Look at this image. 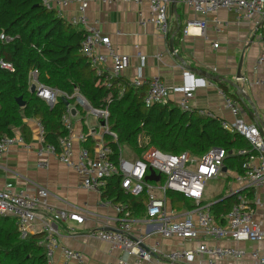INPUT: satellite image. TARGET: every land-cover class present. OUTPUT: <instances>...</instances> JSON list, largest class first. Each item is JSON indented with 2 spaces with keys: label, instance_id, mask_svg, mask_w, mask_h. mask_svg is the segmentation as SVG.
I'll return each instance as SVG.
<instances>
[{
  "label": "built area",
  "instance_id": "built-area-1",
  "mask_svg": "<svg viewBox=\"0 0 264 264\" xmlns=\"http://www.w3.org/2000/svg\"><path fill=\"white\" fill-rule=\"evenodd\" d=\"M94 1L113 3L115 0H43L47 8H55L60 16L65 17L70 23L85 30L82 40V52L88 58L96 74L104 78L106 87H113L115 77L122 76L130 65L128 55L120 53L114 46L111 37L105 34L100 27L92 24L87 10ZM125 3H141L143 0H121ZM150 4V15L147 23L153 24L158 33L168 38L170 33L169 8L172 0H147ZM185 6L191 8L197 14L207 16L216 13L221 8H226L236 14L238 21L252 20L261 27V40L263 49L258 56L254 70L264 69V0H182ZM76 3L77 14L69 16L67 8ZM215 28L227 26L228 21L214 19ZM197 26L202 32L207 26L206 19H195L187 23L184 34L187 35L189 27ZM3 41H11L13 37L2 33ZM217 47L218 43H214ZM140 57L141 67L136 75L128 79L125 86L121 87L123 94L127 87L144 89L143 101L147 106L154 104H169L172 102L171 89L159 76H147L142 72L146 63V55L137 52ZM0 66L10 71H15L12 63L0 60ZM38 69H32L29 74L30 90L35 85V93L44 99L49 105L54 106L59 96L74 98L63 115V125L68 134L59 139L58 144L45 141V128L41 120H37L40 131L41 144L37 149L39 158L38 165H47L46 154L54 155L60 162L83 175L82 186L85 189L97 191L102 195V188L112 176L121 177L122 187L129 193L137 195L147 192L145 201L146 215L151 219L158 220L156 232L165 239H177L186 242L183 247L171 250H163L159 243L148 246L146 239L148 233L141 228L134 227L132 210L128 203L114 202L104 199L102 204L111 207L116 213V228H100L90 233L91 237L108 242L127 254L133 256V263L126 256H119L109 264H220L224 260H242L248 251L236 245L240 242L264 243V221L255 220V209L249 204L246 190L264 187V135L255 122H249L243 117L240 102L233 96L220 90L224 98V106L235 116L234 121L222 120V126L237 132L247 139L250 148H241L234 152L244 157L243 173H237L236 181L239 184L240 193L238 201L230 211L223 216V221L217 219L212 211V204L205 197L207 182L218 179L223 175L227 151L222 147H212L202 156H193L185 151L179 154L165 152L156 147L146 150L143 157L127 158L121 156L118 162L111 158L112 148L103 143L95 154H92L86 146H75L87 141L84 133L74 134L72 122V108L76 104L83 109H89L101 120V126L106 133L117 139V134L110 129L108 124L109 108H94L89 101L77 90L71 96L58 89L51 88L38 79ZM212 81L195 74L190 70L184 71L183 83L175 90L181 93L177 105L184 111L197 110L199 114L215 117L216 114L208 108H193L191 99L198 88L206 87ZM256 84H264V79L258 77ZM112 94L107 97L111 102ZM264 122V117H262ZM104 121L105 125H102ZM21 145L30 148L25 136L15 131L13 135L0 137V158H2L12 146ZM150 167L161 175L159 181H147L146 176L150 173ZM183 193L187 198L195 202L192 209H184L176 215L167 209V191ZM245 191V192H244ZM50 192L46 187L38 186L35 189L20 188L17 190L0 189V216H11L16 219L18 229L23 236L28 234L29 228L38 218L39 213L44 214L43 231L44 237L39 244L45 248V262L43 264H88L85 253L62 245L59 233L53 227L55 221L67 219L79 223L84 221V216L79 213H69L57 210L49 202ZM264 206V199L255 201V204ZM48 216L50 219H48ZM53 218V219H52ZM223 240L230 243L222 244ZM198 241V246L192 244ZM250 255L255 264H264V255L259 248H253ZM203 257L206 263L198 262Z\"/></svg>",
  "mask_w": 264,
  "mask_h": 264
},
{
  "label": "crops",
  "instance_id": "crops-1",
  "mask_svg": "<svg viewBox=\"0 0 264 264\" xmlns=\"http://www.w3.org/2000/svg\"><path fill=\"white\" fill-rule=\"evenodd\" d=\"M77 10L78 5L74 3L67 8V13L71 16L77 14ZM87 14L92 24L100 27L105 34L111 37L113 46L120 53L129 56L130 65L122 74L127 80L136 75L142 65L137 54L138 51H141L147 57L142 72L147 76L159 75L171 89L172 102L177 104L181 93L175 89L182 85L184 71L188 69L170 51L169 40L180 27L174 38V47L186 63L239 83L255 103L259 114L264 117V84L255 83L258 77L264 79V69L261 67L258 72L254 70L255 62L263 49L262 29L254 21L246 19L238 21L236 14L226 8L203 16L185 6L182 0H178L176 9L170 5V33L168 38H164L153 24L146 22L150 15V4L147 0H143L141 3H125L121 0H115L113 3L94 1L90 4ZM215 18L228 21V25L217 30ZM195 19H206L205 31L202 32L199 27L194 25L189 27V32L185 35L184 28L187 23ZM214 43H218V46L215 47ZM241 61L243 77L239 78L237 71ZM194 73L205 77L200 73ZM222 83L227 84V90L220 88L218 82L214 81L206 87L198 88L190 102L192 107L208 108L216 116L234 121L235 116L224 106V98L220 92V90H224L240 102L242 107L240 117L254 122V118L249 113L251 109L237 95L238 90L226 82ZM81 109L83 108L76 107V114H73L72 117L74 134L78 136V134L84 133L87 140L89 137L92 149L88 148L92 154H95L103 143H107L106 132L98 117V123L91 127L87 120V110L83 109L86 111L83 115ZM37 120V118L28 120L29 137L24 135L31 147L24 148L16 144L0 158V189L46 187L50 192L48 200L57 210L79 213L84 216L82 223L71 219L55 221L52 218L53 227L58 231L62 245L83 251L88 264H109L119 256H126L133 263V256L108 242L90 236V233L96 229L116 228L118 223L115 211L101 203L104 200L102 195L82 186L83 175L69 168L51 154L45 156L46 166L38 165L37 149L41 144V139ZM81 145L87 147L88 141L87 143L86 141L81 143L75 141L76 147ZM128 157L135 158L137 155L129 152ZM224 167H226V171H223L220 178L225 180V184L221 191L217 194L212 192L206 197L211 204L240 190L236 181V175L239 172L228 168L226 163ZM262 199H264V187L258 188L255 192V201ZM252 206L256 211L255 220L264 221V206H259L257 203ZM167 209L169 212H175L176 215L182 214L172 206L170 199H168ZM132 214L135 229L141 228L148 233L146 239L148 246L159 243L161 248L167 251L183 247L186 244L182 240L165 239L157 233L158 220L149 218L146 215V210L140 213L132 212ZM48 219H50L49 216ZM44 221V214L39 213L28 233L43 231ZM226 243L230 242L222 241V244ZM198 244V241H195L192 246L195 247ZM236 245L246 249L247 256L242 260H224L220 264H255V260L250 255L253 248H259L264 255V243L246 241L236 243ZM198 262L206 263L207 258L203 257Z\"/></svg>",
  "mask_w": 264,
  "mask_h": 264
},
{
  "label": "trees",
  "instance_id": "trees-1",
  "mask_svg": "<svg viewBox=\"0 0 264 264\" xmlns=\"http://www.w3.org/2000/svg\"><path fill=\"white\" fill-rule=\"evenodd\" d=\"M2 33L13 39L6 42L0 38V60L12 63L15 71L0 66V137L13 135L16 130L28 136L27 122L33 118L43 122L48 143L58 144L59 139L68 134L63 125L67 109L63 96L51 106L30 90V71L38 69L41 83L70 96L78 90L94 108L108 106V124L117 139L109 133L105 138L115 162L124 145L137 157H143L150 147L202 156L217 146L227 151L228 168L244 172V157L234 152L250 148L247 139L225 129L223 119L218 116L201 115L197 110L184 111L173 102L147 106L143 101L144 89L127 87L120 94L121 87L128 82L124 76L115 77L111 89L106 87L104 78L96 74L82 52L85 30L60 16L55 8H47L43 0H0V35ZM218 84L228 89L227 84ZM109 94H112L111 102L106 101ZM20 96L26 103L23 107L17 101ZM68 100L75 103L74 98ZM81 112L86 113L83 109ZM87 141V147L91 148L89 137ZM245 193L249 204L255 205V191L248 189ZM166 194L178 211L195 207V202L183 193L168 190ZM102 197L128 203L132 212L140 213L146 210L148 195L146 191L137 195L127 192L121 185V177L115 175L102 188ZM237 201L238 194H235L212 203L216 218L223 221L222 215ZM44 235L45 232L40 231L23 236L15 218L0 216V264H43L45 248L39 241Z\"/></svg>",
  "mask_w": 264,
  "mask_h": 264
},
{
  "label": "water",
  "instance_id": "water-1",
  "mask_svg": "<svg viewBox=\"0 0 264 264\" xmlns=\"http://www.w3.org/2000/svg\"><path fill=\"white\" fill-rule=\"evenodd\" d=\"M177 3H178V0H172L171 2V7L172 8H175L176 9V6H177ZM180 30V27H178L177 31L174 32L171 37H170V40H169V49L172 53H174L175 57L178 58L180 60V62L182 63V65L186 66L188 70L190 71H194V72H197V73H200L202 75H204L205 77H207L208 79L214 81V82H226L230 85H232L233 87H235L238 91H237V95L240 96L244 101L245 103L248 105V107L251 109L249 111V113L251 114V116L254 118V122L258 124L261 132L263 133L264 135V122L262 120V116L259 114L257 108H256V105L255 103L252 101V99L250 98V96H248L244 89L241 87V85L235 81H232V80H229L227 79L226 77H222L220 75H214L210 72H208L207 70H204V69H197L191 65H188L185 61V59L180 56V54L178 53V51H176L175 47H174V38H175V35L176 33ZM241 68H242V61L238 67V71H237V75L239 78H242L243 77V74L241 72ZM35 85H32L31 86V92H35ZM17 101L19 103L20 106H25V101L23 100V97L20 96L17 98ZM63 101L65 102V104L68 106L70 104V101L66 98V97H63ZM72 113L73 114H76V108H72ZM102 125L104 126L105 123L104 121L102 122ZM223 171H226V167H223ZM161 178V175L160 174H157L156 171L150 167V173L146 176V180L147 181H159ZM241 190H238L237 192L235 193H232L224 198H222L221 200H224L225 198H228V197H231L237 193H240ZM219 200V201H221Z\"/></svg>",
  "mask_w": 264,
  "mask_h": 264
},
{
  "label": "rangeland",
  "instance_id": "rangeland-1",
  "mask_svg": "<svg viewBox=\"0 0 264 264\" xmlns=\"http://www.w3.org/2000/svg\"><path fill=\"white\" fill-rule=\"evenodd\" d=\"M87 120H88V123L91 127H94L96 125V123H98L97 117L89 109L87 110ZM129 152H131L129 150V147L124 145L122 147L123 156L130 158V157H128ZM224 184H225V180L223 178H218V179H214V180L207 182L206 190H205V197H207L212 192H214L215 194L220 192Z\"/></svg>",
  "mask_w": 264,
  "mask_h": 264
}]
</instances>
